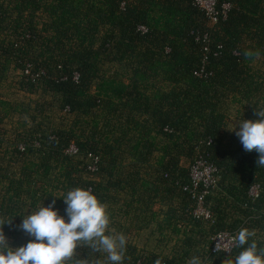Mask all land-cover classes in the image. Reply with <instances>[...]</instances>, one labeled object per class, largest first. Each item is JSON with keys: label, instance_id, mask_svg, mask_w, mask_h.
I'll use <instances>...</instances> for the list:
<instances>
[{"label": "trees", "instance_id": "trees-1", "mask_svg": "<svg viewBox=\"0 0 264 264\" xmlns=\"http://www.w3.org/2000/svg\"><path fill=\"white\" fill-rule=\"evenodd\" d=\"M214 9L215 21L198 0H0V88L16 72L18 90L55 100L0 96L10 247L32 239L19 225L41 204L55 199L66 218L59 198L76 187L90 189L127 237L123 264H223L242 249L216 251V239L241 228L264 247V167L255 151L225 145L229 105L245 120L264 110V0H215ZM47 109L69 126L46 124ZM14 115L31 127L11 142L2 127ZM198 163L215 168L212 184L194 179ZM152 223L170 254L134 244V229Z\"/></svg>", "mask_w": 264, "mask_h": 264}, {"label": "clouds", "instance_id": "clouds-1", "mask_svg": "<svg viewBox=\"0 0 264 264\" xmlns=\"http://www.w3.org/2000/svg\"><path fill=\"white\" fill-rule=\"evenodd\" d=\"M259 55V52H244L245 58ZM254 115L258 119L241 120L239 131L237 127L233 131L246 152L258 153L257 166L264 167V110L256 109ZM59 199L66 205V218L54 210L55 199L47 207L41 204L23 216L19 229L32 238L24 246H9L3 228L13 220L0 218V264H123L127 237L109 227L106 205L90 189L80 187ZM254 235L247 228H241L233 241L242 251L234 259L225 258L223 264H264V247L258 248L255 240L249 243ZM78 247H86L103 259H80L76 252ZM220 250L217 243L216 251ZM154 264L162 262L157 259ZM187 264H203V261L193 256Z\"/></svg>", "mask_w": 264, "mask_h": 264}, {"label": "rangeland", "instance_id": "rangeland-1", "mask_svg": "<svg viewBox=\"0 0 264 264\" xmlns=\"http://www.w3.org/2000/svg\"><path fill=\"white\" fill-rule=\"evenodd\" d=\"M116 71V69H115ZM19 77V73L12 72L9 76L8 81L0 88V96L7 101H13L17 103H29V102H36L40 101L43 102H55L52 96L49 95H43L42 93H38L35 95H31L28 93L21 92L17 89L16 86V80ZM248 107V106H247ZM239 107L236 105H229L228 106V115H229V123L228 127L226 129V136H225V145L230 147H237V145L241 144L239 138L235 134V128L236 131H239L238 125L241 120H245V117L242 115H238ZM245 108L242 109L243 114L245 113ZM46 118L47 122L46 124H49L51 127L55 128H65L69 126L70 117L66 114H60L54 110L47 109L46 110ZM28 119L25 116H22L20 118V115H14L12 118H8L5 120V124H3L2 129L6 131L5 138L7 141L13 142L16 135H19L23 132H25V126H27V129L31 127V123L27 121ZM231 123V126H230ZM211 168L208 165H205L203 163H198L197 166H195L193 170V177L196 181L206 180L210 179L211 175L210 172ZM157 209V208H156ZM120 222L126 223L123 219H120ZM128 226V223L124 224ZM136 229V228H135ZM136 232H139L137 235L132 236V240H134V244L137 245L138 250L140 253H146L151 251H158L160 253H163L164 255L170 254V247L173 245V243L167 244L166 239H163L157 232V228L155 223L152 224H144L142 225V228L140 231L135 230ZM25 234V233H24ZM167 241V242H166ZM219 243L221 246V249L230 250L234 245L233 238H231L229 235H224L221 238H218L216 241V245Z\"/></svg>", "mask_w": 264, "mask_h": 264}, {"label": "built area", "instance_id": "built-area-1", "mask_svg": "<svg viewBox=\"0 0 264 264\" xmlns=\"http://www.w3.org/2000/svg\"><path fill=\"white\" fill-rule=\"evenodd\" d=\"M198 3L204 8L207 10L208 12V15L215 21L214 19V14H215V9H214V6H215V0H198ZM25 74L26 75H29L30 74V69H28L27 71H25ZM74 152L76 151L74 148L72 149ZM211 168V178L210 179H206L204 180L206 183L208 184H212L214 181H213V173L215 172V168L209 166ZM222 236H219L218 238H221ZM217 238V239H218ZM216 239V241H217Z\"/></svg>", "mask_w": 264, "mask_h": 264}, {"label": "crops", "instance_id": "crops-1", "mask_svg": "<svg viewBox=\"0 0 264 264\" xmlns=\"http://www.w3.org/2000/svg\"><path fill=\"white\" fill-rule=\"evenodd\" d=\"M230 126H231V123H230Z\"/></svg>", "mask_w": 264, "mask_h": 264}]
</instances>
